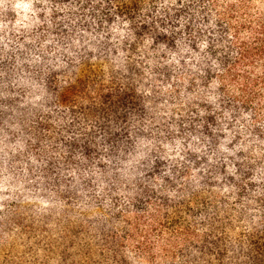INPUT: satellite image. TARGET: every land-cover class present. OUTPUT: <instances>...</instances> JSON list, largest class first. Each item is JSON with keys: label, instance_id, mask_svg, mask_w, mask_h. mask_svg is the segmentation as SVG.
Wrapping results in <instances>:
<instances>
[{"label": "trees", "instance_id": "1", "mask_svg": "<svg viewBox=\"0 0 264 264\" xmlns=\"http://www.w3.org/2000/svg\"><path fill=\"white\" fill-rule=\"evenodd\" d=\"M256 1L0 0V245L34 228L83 264H264Z\"/></svg>", "mask_w": 264, "mask_h": 264}, {"label": "rangeland", "instance_id": "2", "mask_svg": "<svg viewBox=\"0 0 264 264\" xmlns=\"http://www.w3.org/2000/svg\"><path fill=\"white\" fill-rule=\"evenodd\" d=\"M261 2L256 1L255 7L261 6ZM23 207V218L25 219L26 228L29 227L28 218L34 215L36 218L42 215L40 209L41 204H35L33 202L25 203ZM31 228H29L30 230ZM33 232L27 231V229L14 232L15 235H10L0 245V260L1 263L8 264H83L71 259L70 256H65L64 260H59L53 256L51 247L45 242V238L39 231L33 228ZM132 264H144L137 260H132ZM159 264V263H157ZM181 264V263H177Z\"/></svg>", "mask_w": 264, "mask_h": 264}, {"label": "clouds", "instance_id": "3", "mask_svg": "<svg viewBox=\"0 0 264 264\" xmlns=\"http://www.w3.org/2000/svg\"><path fill=\"white\" fill-rule=\"evenodd\" d=\"M3 190L4 191H8L9 190L8 187H7V180H5V186H4Z\"/></svg>", "mask_w": 264, "mask_h": 264}]
</instances>
